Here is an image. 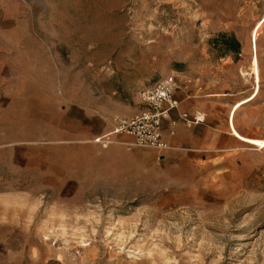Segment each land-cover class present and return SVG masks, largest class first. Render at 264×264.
Instances as JSON below:
<instances>
[{
  "label": "rangeland",
  "instance_id": "374dc122",
  "mask_svg": "<svg viewBox=\"0 0 264 264\" xmlns=\"http://www.w3.org/2000/svg\"><path fill=\"white\" fill-rule=\"evenodd\" d=\"M15 3L25 34L0 37V264H264V0ZM167 77L206 102L180 106L206 120L173 138L206 137L203 150L107 160L118 139L95 138Z\"/></svg>",
  "mask_w": 264,
  "mask_h": 264
},
{
  "label": "built area",
  "instance_id": "2783aa9c",
  "mask_svg": "<svg viewBox=\"0 0 264 264\" xmlns=\"http://www.w3.org/2000/svg\"><path fill=\"white\" fill-rule=\"evenodd\" d=\"M175 77H167L139 93V100L143 106V111L130 118H117L114 120L113 131L95 140L96 143L110 142L111 136L125 135L132 139L125 145L133 148L154 149L165 152L170 148V144L164 138L163 122L170 117L173 110L178 109L180 101L177 99ZM187 124H198L200 119L195 116L190 118L187 112L179 116V121ZM177 121L170 122L171 130L169 134L175 136ZM106 144V143H104Z\"/></svg>",
  "mask_w": 264,
  "mask_h": 264
},
{
  "label": "crops",
  "instance_id": "0c3cea01",
  "mask_svg": "<svg viewBox=\"0 0 264 264\" xmlns=\"http://www.w3.org/2000/svg\"><path fill=\"white\" fill-rule=\"evenodd\" d=\"M15 2H16V0H14V3L12 0H3V3L0 2V20L2 19V24H3V25L2 24L0 25V37L4 36V35L13 36V35L25 34L24 22L21 21L22 19H24V14H23L24 11L22 8L19 9V7L14 6L16 4ZM4 7H5V9L3 11ZM4 25H9V26H7L8 27L7 28ZM29 81H31V80H27V82H29ZM6 84L3 83L2 88H4V86H6ZM36 84L38 86L42 87L41 84H39V83H36ZM185 94H187V93H185ZM175 95H176L177 99L180 101V104H179L178 109L173 110L170 113V117L168 119H165L163 122L164 138H165L166 142H168L169 144L172 145L173 153L179 152L178 154L180 156L188 155L189 152H194V153L200 152L201 150H203L204 145H206V141L204 140V139H206V137L203 140H201V142L199 143V147H196V148L190 147V145H188L189 143L184 142L182 140V138L177 139V140H173V138H175L177 136L178 131L180 133H183V134H185V133H187V135L189 134V130L187 131L186 126H184L183 123L179 122V116L182 113L186 112V111L182 112V110H180V106L182 105L183 108L185 107V108H188V109L194 110V111H195V109H198V110L200 109L202 111H208L207 110L208 107L206 105V102L205 101H195V103L187 102V99L189 100L191 98L188 95L186 96V95L182 94V92H179V93L175 92ZM247 102H249V100H246V102H244L243 104H245ZM241 105H242V103H238L237 107L241 106ZM86 115H87L86 116L87 119H91V120L94 119L93 118L94 116H92L94 114H91V116H90L87 113ZM104 118H106V117H104ZM126 118H129V117H126ZM177 118H178V120H177ZM172 120L177 121V126H178V127H176L175 136H171L169 134V131L171 130L170 122ZM233 122L234 121L232 119V116H230V123L229 124H230L231 136L234 137L235 139H237L234 136V134H236V132H235V128H234L235 124ZM87 127H89V126H87ZM102 128L104 129V132L108 131L109 129H112L111 125H110V120H108L106 118V122L102 123ZM211 131L206 132L207 137L211 136V133H212ZM232 131H234V134H232ZM110 133H112V132L103 133L102 136L110 134ZM183 134H180V135H183ZM192 135H194V133ZM102 136L96 137L95 139L101 138ZM189 136H190V134H189ZM90 137H91V132L89 129L86 132L83 131L82 135L79 138L82 139L83 142L87 143L89 154L91 157H93L94 154H97L98 150H97L96 146L90 144ZM112 137H114L116 140L118 139V141L115 142L114 145L111 147L109 154H107L106 158H107V160H109L110 162L113 163V162H116V160H118V158L124 159V158L128 157V151L124 148V146H127V145H124L123 143H130V142H132V139L125 136V135H117V136H112ZM246 141L248 143H251L252 140L246 139ZM240 142H242V140H240ZM133 148L137 149L138 147H133ZM138 149H141V148H138ZM4 242L5 241H3V240L1 241V243L3 245H4Z\"/></svg>",
  "mask_w": 264,
  "mask_h": 264
},
{
  "label": "bare ground",
  "instance_id": "6f19581e",
  "mask_svg": "<svg viewBox=\"0 0 264 264\" xmlns=\"http://www.w3.org/2000/svg\"><path fill=\"white\" fill-rule=\"evenodd\" d=\"M257 34H258V30L255 31L253 36L256 37ZM255 50H256V47H255ZM251 61H252L251 62L252 74H249V76H254V77H256V80H257L259 78L258 77L259 76V62L257 61V57L256 58L254 57ZM197 117L202 122H205V120H206V114L204 112L198 111L197 112Z\"/></svg>",
  "mask_w": 264,
  "mask_h": 264
},
{
  "label": "trees",
  "instance_id": "16d2710c",
  "mask_svg": "<svg viewBox=\"0 0 264 264\" xmlns=\"http://www.w3.org/2000/svg\"><path fill=\"white\" fill-rule=\"evenodd\" d=\"M232 44H233L234 46H236V47L239 49V46L237 45V43H236L235 40L232 41Z\"/></svg>",
  "mask_w": 264,
  "mask_h": 264
}]
</instances>
